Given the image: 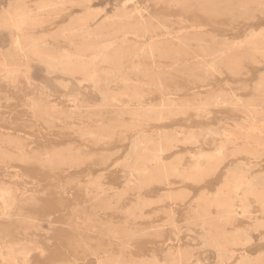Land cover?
Returning a JSON list of instances; mask_svg holds the SVG:
<instances>
[{"label": "rangeland", "instance_id": "rangeland-1", "mask_svg": "<svg viewBox=\"0 0 264 264\" xmlns=\"http://www.w3.org/2000/svg\"><path fill=\"white\" fill-rule=\"evenodd\" d=\"M0 264H264V0H0Z\"/></svg>", "mask_w": 264, "mask_h": 264}]
</instances>
